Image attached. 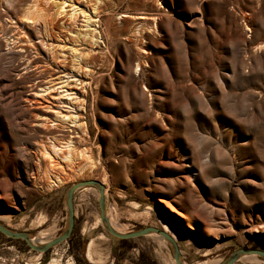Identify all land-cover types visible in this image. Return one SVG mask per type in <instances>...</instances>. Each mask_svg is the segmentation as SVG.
<instances>
[{
	"label": "rangeland",
	"instance_id": "1",
	"mask_svg": "<svg viewBox=\"0 0 264 264\" xmlns=\"http://www.w3.org/2000/svg\"><path fill=\"white\" fill-rule=\"evenodd\" d=\"M60 1L0 0V223L56 238L67 189L96 180L122 233L164 223L185 264L264 252V0H85L94 44L65 32ZM70 76L77 100L41 91ZM55 110L76 122L53 125ZM68 140V160L44 156ZM98 198L74 192L71 235L45 253L0 234V264H174L159 236L111 237Z\"/></svg>",
	"mask_w": 264,
	"mask_h": 264
},
{
	"label": "bare ground",
	"instance_id": "2",
	"mask_svg": "<svg viewBox=\"0 0 264 264\" xmlns=\"http://www.w3.org/2000/svg\"><path fill=\"white\" fill-rule=\"evenodd\" d=\"M83 1H84V4H82ZM60 2L61 3L57 6V13H56L57 17H60L61 20H63L62 22L65 23V25H67L68 27H70V25L73 23L72 24L73 25L72 26V30L67 29L65 32H67L68 34H71V35H73L74 37H77V38L78 37L89 38V39L92 40V43L95 40L99 39L98 38L99 32L97 31V27H98V24H99L100 20H99V11H97L96 8H93L92 11L88 10V6L85 4V2H86L85 0H61ZM85 9L88 10V13L85 11ZM41 19H42V16H41L40 13H38V15L36 16V20L39 21ZM26 20L28 22H31L29 19H26ZM77 21H80L81 25L76 26L75 24L79 23ZM42 25H43V23H42ZM44 27H45V25H44ZM71 32L74 33V34H72ZM69 40L72 41V39H69ZM64 41H65V39H64ZM71 53H72L73 57L77 61L78 60L81 61L82 56L81 55L80 56L79 55L76 56L75 50L71 49ZM71 78H72V76L69 77L70 80L68 79V80L62 81V82L57 83L56 85H54L52 87H47L45 89H42L41 91L43 93H45L46 95L49 92H54L55 91V93H56L55 95L58 97L57 98L58 100L63 98V99H66L69 102H71L73 100L75 101V100L78 99V97L76 96V93L73 92L68 86H69V84L72 81H74L76 83L77 80H75L73 78L71 79ZM55 86H56V88H54ZM38 95H39L38 93H34V96L38 97ZM59 102L61 103V101H59ZM62 110L63 109H61V111ZM67 110L68 109H64L65 112ZM70 110H72V109H70ZM61 111L55 110V111L52 112L53 115H54V117L52 118V121H51V122H53V125H58V123H63L65 121L66 122L68 121L71 124H74L76 122L75 121L76 116H73L72 114H64ZM44 119L46 120V119H49V118L45 117ZM70 141L69 140L66 141V143L64 145L65 147H64L63 150L60 147H58V146H55V145L51 146V152H52V154H53L52 156H54V158L51 157L50 156L51 154H49V152L46 151V150L44 152V156H46L48 158V160H50V159L51 160L58 159L59 161L60 160L64 161V159L68 160V158L71 157V152H72L71 145H70L71 142ZM41 157H43V156H41ZM50 164H52V161H50ZM54 176H55L54 180H52L50 182V184L47 185L48 188H51L53 186L57 187L59 184L63 183V179L61 178L59 173H57ZM103 197L105 199V187H104V191H103ZM104 215H105L106 219L108 220V223H109L110 227L114 231H116L118 233H122L120 228H119V225H117L114 220L108 218V216L105 213V211H104ZM99 218L96 219V222H97V220L99 221ZM161 225H162V228H163L162 231L165 232L166 234H168L172 238V240L175 241V237H174V235H172L169 232L168 226L166 224H164V223L161 224ZM149 235L150 236L151 235L158 236L156 234H149ZM28 238H29L30 243H32L33 245H36V246H41V245H43V244H45L47 242V241L40 240V239L36 240V239H34V238L30 237V236ZM86 251H87L86 252L87 260L89 262H91V263L94 262L95 257L98 256V253L94 249V241H90L88 243ZM252 257H254V256H252ZM216 263L217 262H203L201 264H216ZM181 264H185V263H183L181 261Z\"/></svg>",
	"mask_w": 264,
	"mask_h": 264
},
{
	"label": "water",
	"instance_id": "3",
	"mask_svg": "<svg viewBox=\"0 0 264 264\" xmlns=\"http://www.w3.org/2000/svg\"><path fill=\"white\" fill-rule=\"evenodd\" d=\"M85 187H95L97 189L99 195L98 207H99L100 221L102 223V226L105 228V230L111 237L118 240H132L149 234H156L170 244L172 249L174 264H181L180 251L178 249V245L176 244L175 241L172 240V238L168 234H166L165 232H163L158 228L144 227L130 233H118L114 231L110 227L108 220L104 215V197H103L104 186L99 181L96 180H85V181L77 182L75 184H72L67 189L65 194V206L67 210L66 227L64 231L56 238L47 241L45 244L41 246H36L30 243L28 234L11 231L7 229L5 226H3L1 223H0V234L4 235L9 239H18L24 241L27 247L36 253L41 254L47 252L52 247L66 241L71 235L74 225V209H73L72 197L75 191ZM244 256H259L262 259H264V252L257 249H238L233 253H231L223 262L219 264H235V262H237L241 257Z\"/></svg>",
	"mask_w": 264,
	"mask_h": 264
},
{
	"label": "trees",
	"instance_id": "4",
	"mask_svg": "<svg viewBox=\"0 0 264 264\" xmlns=\"http://www.w3.org/2000/svg\"><path fill=\"white\" fill-rule=\"evenodd\" d=\"M122 241H124V240H122Z\"/></svg>",
	"mask_w": 264,
	"mask_h": 264
}]
</instances>
